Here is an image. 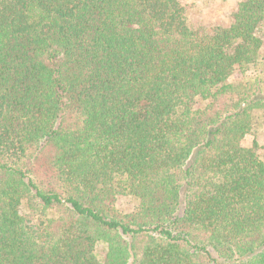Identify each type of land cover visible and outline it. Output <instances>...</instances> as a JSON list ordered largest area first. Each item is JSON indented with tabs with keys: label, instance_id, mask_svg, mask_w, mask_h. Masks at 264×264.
Masks as SVG:
<instances>
[{
	"label": "trees",
	"instance_id": "1",
	"mask_svg": "<svg viewBox=\"0 0 264 264\" xmlns=\"http://www.w3.org/2000/svg\"><path fill=\"white\" fill-rule=\"evenodd\" d=\"M263 115L264 0H0V264H264Z\"/></svg>",
	"mask_w": 264,
	"mask_h": 264
},
{
	"label": "rangeland",
	"instance_id": "2",
	"mask_svg": "<svg viewBox=\"0 0 264 264\" xmlns=\"http://www.w3.org/2000/svg\"><path fill=\"white\" fill-rule=\"evenodd\" d=\"M239 1L240 0H183L188 8L192 23L200 27L227 24L230 14ZM259 124L260 125L257 126L258 133L260 134L259 142L261 145H264V115ZM253 140V137L249 138L247 143L251 144Z\"/></svg>",
	"mask_w": 264,
	"mask_h": 264
}]
</instances>
